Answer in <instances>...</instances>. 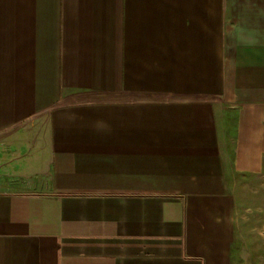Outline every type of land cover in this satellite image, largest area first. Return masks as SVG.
Wrapping results in <instances>:
<instances>
[{
  "label": "crops",
  "instance_id": "obj_1",
  "mask_svg": "<svg viewBox=\"0 0 264 264\" xmlns=\"http://www.w3.org/2000/svg\"><path fill=\"white\" fill-rule=\"evenodd\" d=\"M0 157V264H264V0H0Z\"/></svg>",
  "mask_w": 264,
  "mask_h": 264
},
{
  "label": "rangeland",
  "instance_id": "obj_2",
  "mask_svg": "<svg viewBox=\"0 0 264 264\" xmlns=\"http://www.w3.org/2000/svg\"><path fill=\"white\" fill-rule=\"evenodd\" d=\"M234 108L228 109V117L226 120V139L228 142V147L232 149L233 139H234V124H235V115ZM14 153V152H13ZM1 160V157H0Z\"/></svg>",
  "mask_w": 264,
  "mask_h": 264
}]
</instances>
